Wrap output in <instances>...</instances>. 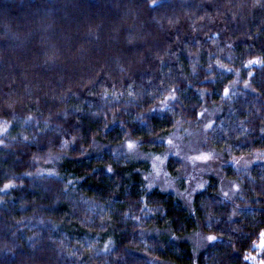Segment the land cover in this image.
Returning a JSON list of instances; mask_svg holds the SVG:
<instances>
[{
  "label": "trees",
  "instance_id": "1",
  "mask_svg": "<svg viewBox=\"0 0 264 264\" xmlns=\"http://www.w3.org/2000/svg\"><path fill=\"white\" fill-rule=\"evenodd\" d=\"M210 110L237 188L190 211L127 142L163 152ZM263 154L264 0H0V264H191L198 228V264H264Z\"/></svg>",
  "mask_w": 264,
  "mask_h": 264
},
{
  "label": "rangeland",
  "instance_id": "2",
  "mask_svg": "<svg viewBox=\"0 0 264 264\" xmlns=\"http://www.w3.org/2000/svg\"><path fill=\"white\" fill-rule=\"evenodd\" d=\"M215 113L214 110H210L205 123L202 125L200 122L198 127H177L167 136V148L163 152L149 155L137 150L134 142H127V152L130 155L147 159L150 162V172L147 174L149 185L156 184L164 190L175 193L190 211L193 209L194 195L206 187L211 177L218 179L220 192L225 197H232L237 188L234 181L223 175L222 158L216 153L208 139L207 130L213 123ZM260 153L261 151L242 156L240 163L249 165L250 162L261 160L263 157ZM171 155L180 158L183 163V170L179 177L171 176L168 171L167 160ZM180 178L185 179V186L180 185ZM183 237L192 246L191 264H198L200 253L216 239L213 234L206 233L201 228L188 232ZM210 237H215V239H210ZM161 263L176 264L173 261H162Z\"/></svg>",
  "mask_w": 264,
  "mask_h": 264
},
{
  "label": "snow or ice",
  "instance_id": "3",
  "mask_svg": "<svg viewBox=\"0 0 264 264\" xmlns=\"http://www.w3.org/2000/svg\"><path fill=\"white\" fill-rule=\"evenodd\" d=\"M153 3H155V0H153ZM7 187V186H6ZM210 239H215V237H210Z\"/></svg>",
  "mask_w": 264,
  "mask_h": 264
}]
</instances>
